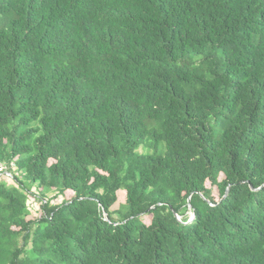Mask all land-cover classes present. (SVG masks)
<instances>
[{
	"label": "trees",
	"instance_id": "trees-1",
	"mask_svg": "<svg viewBox=\"0 0 264 264\" xmlns=\"http://www.w3.org/2000/svg\"><path fill=\"white\" fill-rule=\"evenodd\" d=\"M0 163V264H264V0H0Z\"/></svg>",
	"mask_w": 264,
	"mask_h": 264
},
{
	"label": "rangeland",
	"instance_id": "rangeland-1",
	"mask_svg": "<svg viewBox=\"0 0 264 264\" xmlns=\"http://www.w3.org/2000/svg\"><path fill=\"white\" fill-rule=\"evenodd\" d=\"M207 186H210V184L207 183ZM214 193H215V196L217 197V193H216V191H214ZM67 196H68V197H71V196H72V193H71V192H68ZM123 200H124V193H123V192H119V193H118V200H117L118 202H117L113 207L116 208V207H117V204L123 202ZM143 220H144L145 222L149 223V221H150V216H145V217H143Z\"/></svg>",
	"mask_w": 264,
	"mask_h": 264
},
{
	"label": "built area",
	"instance_id": "built-area-1",
	"mask_svg": "<svg viewBox=\"0 0 264 264\" xmlns=\"http://www.w3.org/2000/svg\"><path fill=\"white\" fill-rule=\"evenodd\" d=\"M4 172L7 176L12 177L11 173L7 171V168L4 164L0 163V173Z\"/></svg>",
	"mask_w": 264,
	"mask_h": 264
},
{
	"label": "water",
	"instance_id": "water-1",
	"mask_svg": "<svg viewBox=\"0 0 264 264\" xmlns=\"http://www.w3.org/2000/svg\"><path fill=\"white\" fill-rule=\"evenodd\" d=\"M228 191V189L226 190V192Z\"/></svg>",
	"mask_w": 264,
	"mask_h": 264
}]
</instances>
